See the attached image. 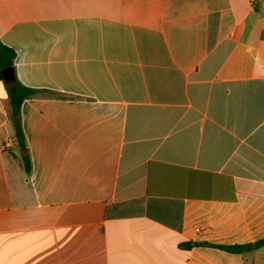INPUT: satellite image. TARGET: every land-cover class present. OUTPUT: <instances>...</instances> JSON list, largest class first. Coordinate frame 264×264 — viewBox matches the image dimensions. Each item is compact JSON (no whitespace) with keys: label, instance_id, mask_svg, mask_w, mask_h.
Here are the masks:
<instances>
[{"label":"crops","instance_id":"1","mask_svg":"<svg viewBox=\"0 0 264 264\" xmlns=\"http://www.w3.org/2000/svg\"><path fill=\"white\" fill-rule=\"evenodd\" d=\"M0 41V264H264L224 247L264 238V0H0Z\"/></svg>","mask_w":264,"mask_h":264},{"label":"trees","instance_id":"2","mask_svg":"<svg viewBox=\"0 0 264 264\" xmlns=\"http://www.w3.org/2000/svg\"><path fill=\"white\" fill-rule=\"evenodd\" d=\"M14 56H15L14 50L0 41V78L3 79L1 72L2 68L9 67L13 70V76L11 78L4 80V84L7 90L9 114H10V121L12 124L14 140L21 151V162L23 169L25 173L28 174L31 169V163H30L29 155L26 151V140L21 125L20 106L23 99L33 95L36 92V90L32 87L22 84L20 81H18V79L14 75V67H13ZM260 245H264V238L255 241L252 244L224 246V247L231 250H239L241 248L257 247Z\"/></svg>","mask_w":264,"mask_h":264},{"label":"water","instance_id":"3","mask_svg":"<svg viewBox=\"0 0 264 264\" xmlns=\"http://www.w3.org/2000/svg\"><path fill=\"white\" fill-rule=\"evenodd\" d=\"M3 80L11 78L13 76V70L9 67H4L1 69Z\"/></svg>","mask_w":264,"mask_h":264}]
</instances>
